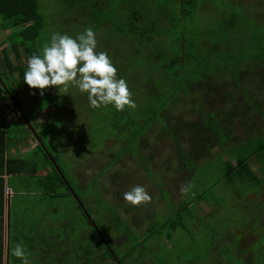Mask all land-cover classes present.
Listing matches in <instances>:
<instances>
[{"label": "rangeland", "instance_id": "obj_1", "mask_svg": "<svg viewBox=\"0 0 264 264\" xmlns=\"http://www.w3.org/2000/svg\"><path fill=\"white\" fill-rule=\"evenodd\" d=\"M211 1L217 4H206L208 0H36L44 24L39 40L31 45L32 53L35 50L34 53L40 54L52 33L75 37L91 28L96 35V50L107 52L117 68V78L120 66L133 67L126 60L130 44L123 38L130 24L135 23L140 28L153 21L156 25L153 32L164 34L162 32L170 29V34H178L181 31L172 27L171 19L183 13L182 2L185 8L191 4L182 24L188 26L189 37L195 36L190 50L198 56L197 60L181 67L180 74L196 66L199 68L203 59L206 67L216 68L223 66L222 56L228 58L226 64L231 57H241L249 66H242L247 73L239 82L262 111L254 107L249 109L248 104L241 106V90L233 88V73L229 71H221L212 79L218 94L208 92L206 81L200 77L187 80L194 84L202 81L201 89L191 95L193 98L188 94L180 95L171 113L180 115L185 122H192L205 120L207 111L215 108L220 120L229 110L239 108L231 118V128L227 129L238 141H228L231 134L220 132V143H210L211 151L205 157L195 161L190 154H182L185 166L181 168L173 140L168 134L159 135L160 125L154 124L145 130L144 147L136 140L139 151L134 145L128 147L124 150L127 153L123 152L121 158L110 165L108 162L128 143L124 133L116 134L112 125L119 116L113 104L93 109L87 93L75 86H70L66 94L50 87L41 95L39 90L30 89L24 83L20 70L12 73L0 70L10 95L29 118V124L20 115L7 121L9 147L19 137L22 141L29 136L30 141H34L25 151V174L22 172L25 182L15 185L30 192L22 197L25 206L32 193V206L39 205L41 213L31 216H39L46 222L42 221V226H48L44 230L56 235L52 252L68 251L69 264H113L101 247L108 248L106 240L126 262L124 264H130V260L133 264H264V66L255 64L262 54L258 51L264 50V0H252L251 3H257L254 5L227 6L222 5L221 0ZM232 20L241 21L232 28ZM16 29L4 31L0 26L1 55L8 54L10 33ZM24 56L19 64H27ZM26 69L27 66L22 73ZM153 75L158 81L162 78L157 70ZM126 82L136 103L134 109L125 106L124 115L120 116L128 131L131 129L128 117L142 119L137 104L144 97L136 90L144 83V78L138 75L134 76L133 83ZM171 84L167 83L166 90ZM226 94L228 99H222ZM32 129L55 158L57 170L65 174L70 190L51 175L53 168L37 148L38 141ZM188 130L182 127L179 132L181 146L186 152L190 145ZM207 144L203 146L208 148ZM194 145L199 152L206 149L195 142ZM238 158L245 159V167L251 169L250 175H240L233 169ZM48 175L52 177L46 178ZM189 182L194 185L191 190L194 196L180 192L181 186ZM135 185L147 190L151 203L133 206L123 199L122 194ZM71 186L82 197L87 209L82 208ZM14 211L10 213L12 224ZM117 214L121 220H117ZM87 219L91 220V227L97 231L101 242ZM19 228L22 230L20 225ZM233 243L239 246L236 251ZM132 247L133 251L124 256L126 249Z\"/></svg>", "mask_w": 264, "mask_h": 264}, {"label": "trees", "instance_id": "obj_2", "mask_svg": "<svg viewBox=\"0 0 264 264\" xmlns=\"http://www.w3.org/2000/svg\"><path fill=\"white\" fill-rule=\"evenodd\" d=\"M108 1V0H107ZM222 5H236L231 1L227 0H221ZM183 9L182 14L179 17H176V19H171V25L172 27L175 26L179 31L178 34H170V29H166V32H162L164 34H159L154 31V27L156 26L153 21H150V25H143L142 27H137L135 23H131L129 28H127L126 33L123 35L125 41H127L130 46L128 47L127 54L128 59L127 63L129 62L130 65H133V67L130 69L124 68L120 66L119 76L118 78H123L128 82L134 81V76H143L144 83H142L141 87L139 86L136 91H141L142 96L144 97L139 104H137V108L139 109L142 119L137 120L131 117H128L130 119L129 124L131 125V129L126 131L125 129L127 126L124 122H121L120 116H123L124 113L122 111H119V116L115 122H112L113 127L115 129L116 134L122 131L123 137L127 139V144L123 146L117 156L113 158V160L109 161L108 163L111 165L114 160H118L121 158L123 152L127 153L128 147L135 146V141L139 140L140 144L144 147L146 140L143 138V135L145 133V130L147 127H150L154 124L160 125L159 129V135L161 134H168L169 137L173 140L175 149L177 151V158L179 160V165L181 168H183L185 165H182V154L185 153L190 154L193 156V159L197 161L200 158L205 157L208 153L211 151L210 143L213 142H219L220 139L218 136L220 135V132L224 135L231 134L228 137V141L236 140L238 141V138L236 135H233L232 133H228L227 129L231 128V118L234 117L239 111V108H233L229 110L226 114H223L222 118L218 119V113L217 110L214 108L212 110H208L206 113V119H198L196 121H187L185 122L182 120V117L180 115L174 116L171 113V109L173 104L178 101L179 96L188 94H196L200 88V83L205 80V84L207 85V91L208 92H215L218 94L217 85L215 84L212 79L214 78L215 74L221 72V71H229L233 73V88H239L241 91V95L243 98L242 105L244 107L250 108H257L258 104L251 99L250 95L246 91V88L243 87V85L239 82V78L243 77L244 74L247 73L246 70H243L242 66H249V63H246V60L240 59L241 57L237 59H233L234 57L230 58V61L226 64V60L228 58H225L224 56L221 57L223 59L224 64L222 67H211L208 68L204 65L205 59L200 63L199 68L196 66L193 69L190 68L186 72H183L180 74V72L183 71L181 67L185 66L186 64L190 63L191 61H194L196 59V56H198L195 52H192L190 48L192 47L193 38L195 37H189L188 33V26L186 24H182L183 18L188 15L189 9L191 8V4H188V8H185L184 2H182ZM187 5V4H186ZM236 15L241 17L237 12H235ZM0 19L2 20V23L0 26H2V29L4 31H8L10 28H17L14 30V32H11L12 36L9 38L11 40L10 47L8 50V54L5 53L2 55V58L4 59L3 64H5L4 67H0L1 72H9L12 73L13 70L18 69L20 70L21 75H23V68L27 66V64H19L20 58L24 55L26 58H29V55L36 54L34 53L35 50H33L31 45H35L37 40H39L41 28L44 24L43 20L40 18L39 11H38V4L36 0H0ZM243 20V18L241 19ZM240 20V21H241ZM240 21L232 20L230 21L234 27L237 23ZM231 28V29H232ZM135 29L138 30V32L135 31ZM169 31V32H168ZM167 38V39H166ZM191 45V46H190ZM188 47V48H187ZM14 52V53H11ZM259 53H262L260 56V61L256 62L255 64L258 66H264L263 60H264V50L258 51ZM13 54L16 56V59L14 58L15 63H13V56L12 59L9 58V55ZM10 55V56H11ZM39 55V54H37ZM24 56V57H25ZM256 57V56H255ZM139 59V60H138ZM197 60V59H196ZM151 61L154 64H148L147 62ZM121 65H123L122 61H119ZM21 66H19V65ZM254 64V65H255ZM129 65V66H130ZM146 65H149V68L146 67ZM234 65V66H233ZM145 66L146 69L143 68ZM214 66V65H212ZM135 70H139L138 73H135ZM157 70L161 77L160 80H156L153 77H157L153 75V72ZM0 75V99L2 97H10V95L7 85L4 83L3 78ZM200 77L202 81L199 82V84L188 83L187 80L195 79ZM174 78V79H173ZM167 83H172L169 85V89L166 90ZM135 91V92H136ZM193 98V96H191ZM222 99L227 100L228 96L223 95L221 96ZM12 99L15 103V105L18 106L19 109V103L18 101L13 98ZM13 105V104H12ZM15 105L13 107L16 109ZM22 110V109H21ZM261 111V109H258ZM23 112V111H22ZM262 112V111H261ZM209 113V114H208ZM208 114V116H207ZM27 120L29 121V118L26 116V114L23 112L22 114ZM21 116V115H20ZM204 116V117H205ZM182 127L189 128V151L186 152L184 148L181 146V136H180V130ZM220 137V136H219ZM40 138V136H39ZM196 139V141H195ZM42 144L44 145L42 139L40 138ZM198 140V141H197ZM8 142L7 138V131L0 128V199L2 198L3 194V188H4V178L1 177L3 174H10V175H22V160H10L5 158L4 152H5V145ZM194 142L199 144L202 147L203 144H207L208 148L198 151V148L196 145H194ZM220 143V142H219ZM99 144V143H98ZM96 144L95 147L98 145ZM221 145V144H220ZM222 146V145H221ZM46 150L42 147L40 143H38L37 148H39L44 156L48 159L51 167L53 168V173L51 174L56 180L60 181L66 190H70V186H68L65 182V174L61 171L64 177H62L58 170H57V162L55 158L50 155V152L48 151L47 147L44 146ZM138 148V147H136ZM197 148V149H196ZM139 151V148H138ZM47 152L50 156H48ZM132 155H137L136 153H130ZM139 156V155H137ZM51 157L53 160H51ZM138 161V160H137ZM139 162V161H138ZM13 164H20L17 166H12ZM241 165L245 167V159L238 158L236 161V166L233 167L240 175H250L251 169L249 167H245L244 169L239 168ZM106 166V165H105ZM60 171V170H59ZM104 173V172H102ZM48 175L46 178H51L52 176ZM99 175L101 174V171L99 172ZM99 177V176H98ZM250 178V177H247ZM67 180V179H66ZM97 181V179L95 180ZM96 183V182H95ZM73 192L79 199V203L86 207V204L84 203L82 197L78 195L76 190L71 186ZM77 207L80 209V205L77 204ZM139 208V207H138ZM87 209V207H86ZM139 210V209H138ZM87 213L89 214L88 210ZM0 217H2V214H0ZM134 223L137 227H139V221H135V217L133 215ZM93 220V219H92ZM117 220H121L119 215L117 214ZM0 221L2 223V218H0ZM87 224L90 225L91 230L93 231V234L97 238L99 242L100 239L98 238L97 231L91 227V221L87 219ZM96 224V223H95ZM181 225L183 223L181 222ZM96 227L97 224H96ZM98 230L99 227H98ZM104 237V235H103ZM106 240V238L104 237ZM107 242V247L105 248L103 246L102 250L103 253L107 254L111 257V261L113 264H124L125 261H122L121 258H119L116 255V252L114 249L109 245V242ZM0 240V264H2V254H3V248L1 245ZM119 244V241L117 242ZM232 246H234V250L236 251L239 246L236 245V243H233ZM134 247V246H133ZM132 248L126 249L124 252V256H128L130 252L133 250ZM95 249V248H94ZM235 255L237 252H234ZM130 264H133L132 260L129 261Z\"/></svg>", "mask_w": 264, "mask_h": 264}, {"label": "clouds", "instance_id": "obj_3", "mask_svg": "<svg viewBox=\"0 0 264 264\" xmlns=\"http://www.w3.org/2000/svg\"><path fill=\"white\" fill-rule=\"evenodd\" d=\"M95 32L86 28L72 37L59 32L52 33L50 41L45 43L39 55L33 54L27 59V69L23 80L30 89L44 90L55 87L64 94L70 86L78 87L87 93L89 106L93 109L113 104L117 111L125 106L135 108L127 82L117 78V68L105 51H97ZM91 170H89L90 173ZM194 185L189 182L182 185L180 192L188 195ZM123 199L133 206L151 203V196L141 185H135L125 191ZM11 254L20 259L22 264H31L25 248L17 243Z\"/></svg>", "mask_w": 264, "mask_h": 264}, {"label": "crops", "instance_id": "obj_4", "mask_svg": "<svg viewBox=\"0 0 264 264\" xmlns=\"http://www.w3.org/2000/svg\"><path fill=\"white\" fill-rule=\"evenodd\" d=\"M236 5H254L257 3H251L252 0H229ZM216 3L214 1L208 0L206 4ZM217 4V3H216ZM264 5V3H262ZM11 51V50H10ZM12 53V52H11ZM10 53V55H11ZM16 59V56L13 54ZM4 59L0 54V67H4L3 64ZM12 96L10 97H2L0 99V128H6L7 121H11L16 118V116H23V112L21 109H16L12 104L14 102ZM23 118L29 124L27 118L23 116ZM35 138V137H34ZM32 140V139H31ZM34 141H30V137L27 136L25 139L21 141V138L16 141V143L10 145H5L4 156L10 160H22V172L25 174V151L28 150L31 144ZM39 143V142H38ZM20 164H13L12 166H17ZM1 177L4 178V188L2 198L0 199V214H2V223L0 221V240L3 248L2 254V264H22V261L11 254L12 248L17 244H21L26 252L28 253V259L31 261V264H69L71 262V256L68 251L63 253L57 250L58 254L52 252V248H54L56 241V235L52 233V235L46 230L44 227H48L47 225L42 226V218L39 216H31L32 214H40L39 205L32 206L34 203L31 200L32 193L30 194V198L28 201V206H25L26 202L22 200V197L26 194H29V191H25L24 189H18L15 185L16 182H21L23 184L25 182V175H10L3 174ZM14 211L13 224L11 223L10 213L12 210ZM19 210V211H18ZM19 212V213H18ZM30 214V216H29ZM46 223L45 221H43ZM40 225L38 226V224ZM49 224V223H48ZM19 225L22 227V230L19 228ZM50 226V225H49ZM19 230V232L17 231ZM42 231V232H40ZM44 235H43V234ZM57 242V241H56ZM59 243V242H58ZM56 254V255H55ZM237 255V254H236Z\"/></svg>", "mask_w": 264, "mask_h": 264}, {"label": "water", "instance_id": "obj_5", "mask_svg": "<svg viewBox=\"0 0 264 264\" xmlns=\"http://www.w3.org/2000/svg\"><path fill=\"white\" fill-rule=\"evenodd\" d=\"M32 131H33V133L35 134L37 141H38V142L42 145V147L46 150V148H45L44 145L42 144L41 140L39 139L38 135L35 133V131H34L33 129H32ZM46 151H47V150H46ZM47 154H48V156H50L48 152H47ZM51 160H53L52 157H51ZM56 168H58V167H56ZM59 173H60V175H61L62 177H64L63 174L61 173V171H59ZM77 200H78V202H80L79 199H77ZM81 206H82V208H83V205H81ZM90 221H91V220H90ZM93 224H94V223H93Z\"/></svg>", "mask_w": 264, "mask_h": 264}]
</instances>
